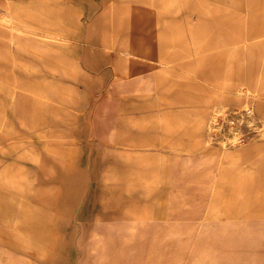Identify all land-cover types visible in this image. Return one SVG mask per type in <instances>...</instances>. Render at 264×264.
Here are the masks:
<instances>
[{
  "label": "rangeland",
  "instance_id": "374dc122",
  "mask_svg": "<svg viewBox=\"0 0 264 264\" xmlns=\"http://www.w3.org/2000/svg\"><path fill=\"white\" fill-rule=\"evenodd\" d=\"M0 264H264V0H0Z\"/></svg>",
  "mask_w": 264,
  "mask_h": 264
}]
</instances>
